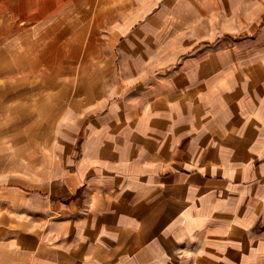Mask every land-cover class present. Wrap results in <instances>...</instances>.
Masks as SVG:
<instances>
[{
  "label": "crops",
  "instance_id": "crops-1",
  "mask_svg": "<svg viewBox=\"0 0 264 264\" xmlns=\"http://www.w3.org/2000/svg\"><path fill=\"white\" fill-rule=\"evenodd\" d=\"M258 3L0 0V264H264V60L154 74Z\"/></svg>",
  "mask_w": 264,
  "mask_h": 264
},
{
  "label": "rangeland",
  "instance_id": "rangeland-1",
  "mask_svg": "<svg viewBox=\"0 0 264 264\" xmlns=\"http://www.w3.org/2000/svg\"><path fill=\"white\" fill-rule=\"evenodd\" d=\"M261 2V4H259ZM257 8L258 18L253 20H241L246 13L252 10L241 9L238 20H225V29L218 30L214 36H197L193 39V46L185 52L169 53L160 52V67H156L154 74L165 77L169 75L174 67H179L184 61L190 60H208L223 62L241 61L242 74L249 70V66L258 60H264V0H259ZM248 11V12H247ZM212 28L218 29L221 22L215 21ZM223 48V55L218 54L217 50ZM156 55V54H155ZM202 56V57H201ZM223 58V59H221ZM156 60V56H155ZM152 75L153 70H150ZM231 71V70H230ZM209 93L223 94L226 99L232 98L234 89V77L232 73L226 79L224 85L212 84ZM220 98V97H219ZM209 103H216V96Z\"/></svg>",
  "mask_w": 264,
  "mask_h": 264
}]
</instances>
